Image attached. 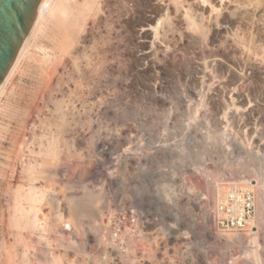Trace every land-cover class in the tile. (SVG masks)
I'll list each match as a JSON object with an SVG mask.
<instances>
[{"label": "rangeland", "instance_id": "1", "mask_svg": "<svg viewBox=\"0 0 264 264\" xmlns=\"http://www.w3.org/2000/svg\"><path fill=\"white\" fill-rule=\"evenodd\" d=\"M57 16H46L0 95V244L14 243L7 210L22 166L39 157L32 138L55 129L51 101L63 99L70 123L59 133L73 145L60 135L51 184L63 212L62 195L101 194V231L89 213L84 236L71 231L88 264H230L251 232L248 264H264V224L224 233L211 219L219 187L251 182L256 195V176L264 183V0H94L65 59L49 45ZM29 231L38 255L81 263L60 234Z\"/></svg>", "mask_w": 264, "mask_h": 264}, {"label": "bare ground", "instance_id": "2", "mask_svg": "<svg viewBox=\"0 0 264 264\" xmlns=\"http://www.w3.org/2000/svg\"><path fill=\"white\" fill-rule=\"evenodd\" d=\"M93 4H94V0H57L55 2H54V0H41L39 7H38L37 16H36V19L34 21V24L31 28L29 34L25 38L23 44L21 45L20 50L17 54V57H16L13 65H12L9 73L7 74L3 83L0 85V95L3 92L7 81L10 79L13 72L15 71L19 61L28 52L31 40L36 36L37 32L41 29L43 21L45 20L47 15H50L51 17H55L58 14L57 19H56L57 24H55L54 30L58 34H60L61 36L59 38H57L56 37L57 33L54 32L52 34L50 40H49V42H50L49 45H50L51 50H53L54 54H56V56L58 58L63 59L64 57H66L72 53V43L77 38L79 27L81 29L82 23L84 21L83 20L84 14L88 10L92 9ZM72 59H74V57ZM51 96H52V94H51ZM62 100L63 99H53V101H51L52 102V104H51L52 105V109H51L52 113H50V114L53 115L52 118L54 119V121H53L54 125L49 120L51 124H48V126L53 125L55 129H53V127H52V129L50 128L48 133L46 132L48 135V137H46V138L43 137V135H42L43 139L39 138L40 136L32 138L31 142L38 146V147L36 146L37 149H32V152H34V154L38 155L39 157L38 158L33 157V159L28 160L26 162V164H24V166H22L21 172L26 174V176H25L26 178L24 177L27 180V182H26V180L24 179L26 184H24L25 182H23V181L22 182L20 181L21 183L17 181L19 184L17 183L18 184V185L16 184L17 186L14 185V187H15V188L13 187L14 190H11V191H13L12 192V194H13L12 200H11L12 203L8 202L9 203L8 207H10V208H8V210L6 208V210H7V217L9 214V217H8L9 221L7 220L8 221L7 224L8 225L10 224L9 227L11 226L12 228H14L13 229L14 233H12L14 235V239H13L14 241L12 240V243L13 242L14 243L11 244V241H10L9 244L11 246L7 247V246H5L6 242H4L5 240L3 238L4 241H3V243L0 244V257L5 255L4 259H6V261H5V262H7L6 264H63L64 261L67 259V258L66 259L64 258L65 254H66V257L68 256L66 251H65L66 253L63 252V253H65V254H63L64 257L61 256L62 253L61 254L60 253L55 254L54 252H51L52 253V255H51L49 252H47V254H45L43 251H42V254H44V255H38L36 253L37 248H38V247H36V245H38L40 243L39 242L40 239L36 240V238H35L34 239L35 241H31L28 239L26 240L27 236L24 237V234H25L24 230L26 231V229H28V230L30 229L31 232L30 231L29 232L32 233V235L34 232H36V229H37V231H40V232H51V231H53L55 233L60 234L61 239H59V242L61 240L66 241V245L64 244L65 242H61V243H59V244H61L60 246L63 245V247H65V249L74 248L76 253H78V255L80 254V256L82 257L81 258L82 261L79 264H88L89 262L87 261V259L85 257L86 255H88V253L86 252V250H84V242L81 241L80 245H78L79 242L78 243L76 242V244H77L76 245L74 240L72 239V236H71L72 232L71 231H77L79 236H81V237L84 236V234L86 233V231H85L86 228L84 226V222L82 221V218L87 216L88 213H89L90 217L92 219H94V222L95 221L97 222V226L95 227V229L97 231H101L100 229L102 228L101 223H102V217L104 215V213H103V207L104 206L103 207H101V206L97 207L98 202L101 199V194L94 193L89 189H85L83 194L81 195V197H78V196L75 197L72 195L71 196L69 195L70 197H68L66 195V197H65L64 195H62V198H64V199H62L64 201L63 204L65 203V206H66V210L63 212L62 211L63 208L62 209L59 208V203H58L59 198H57L58 196L57 195H56L57 197L54 196V193H53V192H56V189H54L52 184H51L52 179H53L52 176H55L54 167H56L55 165L57 164V161L59 159L58 156H59L60 148H61L60 143H61L62 138H63L62 133H59V132L63 128H65L63 126L66 125L67 121H68L66 119L67 113L63 109L64 101H62ZM48 102H50V101H48ZM67 104H68V101H67ZM65 106H67L66 103H65ZM65 106H64V108H66ZM62 132H64V129ZM46 133H44V134L46 135ZM60 135L62 136V138ZM58 136H60V138ZM60 139H61V141H60ZM63 139H64V141H62V143H64L65 140H67V138L66 139L63 138ZM65 143H64L63 147H65L68 144V140H67V144H65ZM69 144H71V145H69ZM69 144H68V146L65 147V149L67 147L70 148V146L73 145L72 143H69ZM69 148L67 151H69ZM61 152H62V150H61ZM241 168H242V166L238 165L236 170L240 171ZM42 173H48V179L47 180L49 182H47L48 184L46 183V184L40 185L41 187H36L34 185V183H32V181L36 180L39 177V174H42ZM256 177H258V179H259V180H257V186H259L258 187L259 189L257 190V194H256L257 197H256V208H255L256 209L255 210L256 211L255 219L257 221L256 222L257 224H255V225L257 227H262V225L264 224V183H263V179L259 178V177H261V174L257 175ZM65 186L66 187H64V189L67 188L66 184H65ZM69 187L70 186H68V188ZM59 189L57 188V190H59ZM48 191H51V192H48ZM211 195L213 198V194H211ZM45 200H46V203L48 204V208H50V209H48V210H50L49 213L47 212V214L50 215V217H49L50 219L48 218L47 215H44V217L47 216L45 218L46 219L48 218L49 220H45L44 217H41V215H40L41 214L40 213L41 212V204ZM60 200H61V198H60ZM62 200L60 202H62ZM92 208H95L97 210H95V209L93 210ZM8 211H9V213H8ZM61 224L63 226H65L67 229L69 228L68 233H65V235H63L64 233L62 234L58 230L59 225H61ZM88 226L91 227V224H88ZM11 227H10V229H11ZM262 228H264V225ZM263 231H264V229H263ZM9 233H10V231H9ZM34 234H36V233H34ZM36 235H38V234H36ZM257 235H258V233H254V232L252 233L251 232V233L247 234V236L245 237V239L243 241H239L240 244H242V245L248 244V246L246 245V248L243 246L245 249H243L241 251V253H239V255L236 258H232V261L230 264H248L247 259L249 257H252V256L256 257L255 250H249L248 247L251 244H255V240L257 238ZM40 237H42L41 234H39V237H37V238H40ZM28 238H30V237L28 236ZM49 242L51 243V240H49ZM4 243H5V245H4ZM7 243H8V241H7ZM240 247H241V245H240ZM254 247H255V245H254ZM32 250H33V252H32ZM39 251H40V249L38 248L37 252H39ZM48 253L50 254L51 257L48 256ZM45 255H47V257ZM75 256H77V255L75 254ZM71 257H69V261L68 260L67 261L69 263L73 264L72 263L73 257L72 258ZM62 258H63V262H62ZM95 260L98 261L99 264H106L105 261L101 262V261H99V259H96V258H95ZM255 260H256V258H255ZM132 261H133V259H130V262H128V263L124 262V264H130V263H132ZM5 262H4V264H5Z\"/></svg>", "mask_w": 264, "mask_h": 264}, {"label": "water", "instance_id": "3", "mask_svg": "<svg viewBox=\"0 0 264 264\" xmlns=\"http://www.w3.org/2000/svg\"><path fill=\"white\" fill-rule=\"evenodd\" d=\"M41 0H0V85L37 16Z\"/></svg>", "mask_w": 264, "mask_h": 264}, {"label": "built area", "instance_id": "4", "mask_svg": "<svg viewBox=\"0 0 264 264\" xmlns=\"http://www.w3.org/2000/svg\"><path fill=\"white\" fill-rule=\"evenodd\" d=\"M212 208V225L224 233L252 231L256 195L251 182L228 183L218 188Z\"/></svg>", "mask_w": 264, "mask_h": 264}]
</instances>
